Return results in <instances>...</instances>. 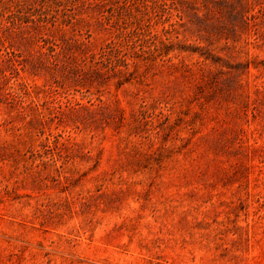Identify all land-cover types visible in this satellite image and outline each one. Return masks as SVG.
Returning a JSON list of instances; mask_svg holds the SVG:
<instances>
[{
	"label": "rangeland",
	"instance_id": "1",
	"mask_svg": "<svg viewBox=\"0 0 264 264\" xmlns=\"http://www.w3.org/2000/svg\"><path fill=\"white\" fill-rule=\"evenodd\" d=\"M0 264H264V0H0Z\"/></svg>",
	"mask_w": 264,
	"mask_h": 264
}]
</instances>
